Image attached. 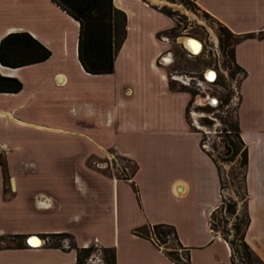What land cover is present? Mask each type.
Masks as SVG:
<instances>
[{
  "label": "crops",
  "instance_id": "0c3cea01",
  "mask_svg": "<svg viewBox=\"0 0 264 264\" xmlns=\"http://www.w3.org/2000/svg\"><path fill=\"white\" fill-rule=\"evenodd\" d=\"M111 2L125 14L126 35L115 53L113 72L91 75L77 58V21L51 0H0V40L26 33L50 52L41 63L0 65L1 76L22 85L17 93H0V237L22 238L20 247L0 249V264H76V250L92 246L112 250L114 264H174L152 240L133 234L136 228L156 224L174 227L178 242L188 250V264H230L227 244L208 227L210 213L220 204V183L198 133L187 121L190 95L170 90L166 70L157 64L168 50L158 35L170 30L173 22L143 0ZM194 4L238 39L233 58L244 76L235 122L247 152L245 242L264 263V0ZM49 64L51 96L77 78L99 81L98 90L90 91L97 104L64 96V121L57 124L47 115L45 123L38 122L32 115L38 107L24 95L25 81L37 80L35 89L40 90L42 77L36 74ZM38 133L56 135L66 146L88 145L92 150L81 159L83 168H89L84 178L69 170L48 173L46 178L56 182L46 183L54 186L38 191L36 177L47 173L38 164ZM113 137L130 142L131 148L121 150L108 142ZM112 155L134 164L132 176L119 179L93 166L92 161ZM22 210L46 215L47 223L38 218L34 222L30 214L28 225H22ZM8 222L15 230L6 229ZM61 234L71 237L76 250L43 242L30 247L25 242L31 235L42 240Z\"/></svg>",
  "mask_w": 264,
  "mask_h": 264
},
{
  "label": "rangeland",
  "instance_id": "374dc122",
  "mask_svg": "<svg viewBox=\"0 0 264 264\" xmlns=\"http://www.w3.org/2000/svg\"><path fill=\"white\" fill-rule=\"evenodd\" d=\"M143 2L154 6L158 10L163 9L170 13V19L173 22L171 29L176 28L175 32L172 33L178 35V41H180L179 37L185 35L203 44L200 56L195 59H187L175 41H169L167 44L168 50L165 53H170L174 62L170 65L158 66L165 68L166 77L175 90L182 89V86L179 82H174L170 79L171 74L192 77L201 84V88L190 86L186 89L194 93L192 97L190 96L186 109V118L191 128L198 133L201 149L213 158L217 166L222 185L220 196L226 200L227 204H236V216L230 215L223 210L214 212L212 220L214 229L218 233L222 232L227 239L236 241L232 225L244 221L245 196L243 188L244 169L242 167L243 148L238 144L233 127L235 125L236 108L239 104V83L244 73L235 68L228 55V50L234 46L238 39L228 33L215 19L201 12L194 4V0H143ZM208 48L213 52L210 51L206 55V52H209ZM196 53L197 51H194V54ZM52 69L53 66L49 64L36 74L42 77L40 90L35 89V86L39 85L37 80L30 78V80L25 81L24 95L32 97L33 102L38 107L39 111L35 115L32 114L38 122L45 123L47 115H52L55 123H62L66 118L60 110L62 105L60 101H62L64 96L76 102L83 101L92 105L97 104L98 100L96 101V96L91 92L98 90L99 81L87 82L77 78L67 89H54L58 95H55V97L51 96V91L48 89L50 87V77L46 76ZM210 72H214V74ZM241 74L242 77L240 76ZM207 97L209 100L213 99L217 102L214 104L206 102ZM54 137L56 135L39 133L37 135L36 153L38 164L40 166L44 165L43 170L47 171V173L43 176L38 175L36 177L38 179L35 182L37 190L43 193L48 190V187L54 186L46 183L50 180L55 181L51 177L46 178L48 173H53V176L54 173L62 175V172L69 170L82 173L80 177L84 178L83 176L89 169L87 166L83 168L84 163H81L84 154L92 150L88 145L70 144L66 146ZM120 141L122 142H117L116 138L113 137L108 142L116 144L121 150L131 148L130 142ZM107 152L110 153L112 151L108 150ZM72 153H74L73 156ZM92 162L96 169H100L119 179L129 178L135 171L133 163L116 155L107 156ZM89 164L91 163L89 162ZM87 180L88 178H86ZM18 212H20V222L24 226L28 225L30 214L33 215L31 217L34 222L38 218L39 221H42L40 223H47V216L44 214L36 217L34 216V211L31 213L29 210ZM7 225V230H15L12 227V222H8ZM14 243H16V240L8 237L4 242H0V247L11 246ZM46 244L48 246H54L55 244L66 246L69 241L65 238L52 237L47 239ZM235 245L236 247L238 246L237 241ZM163 248L170 250L173 248V242L169 241L163 245ZM80 258L82 264H107L109 253L92 246L90 254L86 258L81 254Z\"/></svg>",
  "mask_w": 264,
  "mask_h": 264
},
{
  "label": "trees",
  "instance_id": "16d2710c",
  "mask_svg": "<svg viewBox=\"0 0 264 264\" xmlns=\"http://www.w3.org/2000/svg\"><path fill=\"white\" fill-rule=\"evenodd\" d=\"M60 9L78 22V42H77V58L83 70L91 75H105L113 72V62L115 53L120 49L126 35V17L125 14L112 6V0H51ZM161 12L170 17V13L161 9ZM225 29V28H224ZM174 27L169 32L161 33L172 37L178 36ZM226 30V29H225ZM227 31V30H226ZM228 32V31H227ZM229 33V32H228ZM237 42V40H236ZM234 43V45L236 44ZM228 55L236 69L240 70L233 58V47L228 50ZM50 57V52L40 43L32 39L26 33L8 34L0 40V65L5 68H20L23 66L41 63ZM21 83L12 77L0 75V93H17L21 90ZM179 91L187 92L191 97L194 93L187 91L186 87H181ZM169 89L175 90L169 83ZM188 107V106H187ZM233 131L236 134L238 144L243 148L242 152V167L243 185L245 180V170L247 166L246 148L239 136V129L235 122ZM216 169L217 166L213 158L208 154ZM220 191L222 190L221 179L217 169ZM245 196V215L242 223L232 225V231L236 236L238 246L236 247L234 240H229L225 235L218 233L212 224L214 212L223 210L224 212L236 216V204H227L226 200L221 196L219 206L210 213L208 218V227L212 233L219 235L220 238L227 244L230 251V264H264L260 258L252 251L245 242V234L249 226V219L246 210L247 193L244 185ZM136 194L135 186H132ZM133 234L143 239L156 238L161 245L173 242V248L167 250L161 248L165 256L174 264H188L189 253L178 242L174 227L166 224H156L149 227L143 226L133 230ZM50 237L65 238L69 241V249H75V246L68 235H52ZM8 237H0V242H4ZM11 239L16 240L11 246L0 247L7 249L11 247H20L22 238L20 236H12ZM46 239V237H41ZM45 245H47L45 243ZM175 246V247H174ZM159 248V245H156ZM54 248L63 250L60 245L55 244ZM160 249V248H159ZM90 250H76V264H82L80 255L85 258L90 254ZM66 251V250H64ZM102 251L109 253L107 264H114V252L108 249ZM180 251V253H179ZM238 261V263H237Z\"/></svg>",
  "mask_w": 264,
  "mask_h": 264
},
{
  "label": "built area",
  "instance_id": "2783aa9c",
  "mask_svg": "<svg viewBox=\"0 0 264 264\" xmlns=\"http://www.w3.org/2000/svg\"><path fill=\"white\" fill-rule=\"evenodd\" d=\"M177 37L178 36H175V37H172L170 35H167V34H160L158 35V40L161 41L162 43H165V44H168L169 41L171 42H174L178 45L179 49L182 51V53L185 55V57L187 59H195L196 57L200 56V54L202 53V47H203V44L194 39V38H190V37H187L189 38V44L192 48L193 44L195 43H198L199 44V49L197 50V53L194 54V49L192 48L191 50L187 49L183 44L180 43V41L177 40ZM182 37H186L185 35L184 36H181L179 37V40L182 38ZM209 49V52H206V55H208L211 52H213L210 48ZM207 57V56H206ZM174 62V59L171 57V54L170 53H165L164 55H161L158 60H157V64L158 65H170ZM211 73V72H210ZM211 74H214L211 73ZM242 77V74L240 75ZM170 79L174 82H179L181 84V86L183 87H190V86H196L198 88H201V84L198 83V81H196L194 78L192 77H187V76H176L175 74H171L170 75ZM242 79V78H241ZM212 82V81H211ZM206 102H212L214 101L213 99L212 100H209L208 97L207 99L205 100ZM214 102H217V101H214ZM152 242L154 243V245H159V248L161 249L163 247V245H161L159 243V241L156 239V238H151ZM41 242H43L44 244L47 242V239H42ZM61 248L63 250H68L69 249V244H67L66 246H62L61 245ZM180 253V251H179Z\"/></svg>",
  "mask_w": 264,
  "mask_h": 264
},
{
  "label": "bare ground",
  "instance_id": "6f19581e",
  "mask_svg": "<svg viewBox=\"0 0 264 264\" xmlns=\"http://www.w3.org/2000/svg\"><path fill=\"white\" fill-rule=\"evenodd\" d=\"M189 39H186L185 40V47L187 48V49H189V50H191L192 48L194 49V51H197L198 49H199V45L196 43V44H193V46H192V48H191V46H190V42L188 41ZM189 42V43H188ZM61 81H62V79H61ZM60 81V82H61ZM60 82H58V83H60ZM29 237H31V239H29V241H28V245L30 246V247H39L40 245H41V240H40V238H38L37 236H35V235H31V236H29ZM28 237V238H29ZM27 238V239H28Z\"/></svg>",
  "mask_w": 264,
  "mask_h": 264
},
{
  "label": "water",
  "instance_id": "95a60500",
  "mask_svg": "<svg viewBox=\"0 0 264 264\" xmlns=\"http://www.w3.org/2000/svg\"><path fill=\"white\" fill-rule=\"evenodd\" d=\"M186 39H189V38H187V37H182L181 39H180V43L181 44H185L184 42H185V40ZM189 41V40H188ZM196 44V43H195ZM198 44V43H197ZM199 45V44H198ZM185 46V45H184ZM211 104H214L215 102L214 101H212V102H210ZM38 237V236H37ZM38 238H40V237H38ZM29 239H31V237H29L28 239H26V244L28 245V241H29ZM29 246V245H28Z\"/></svg>",
  "mask_w": 264,
  "mask_h": 264
}]
</instances>
